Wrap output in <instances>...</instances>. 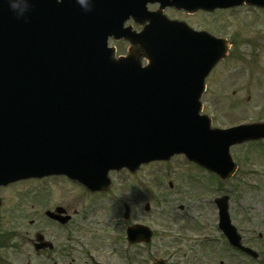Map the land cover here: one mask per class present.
I'll return each mask as SVG.
<instances>
[{
    "label": "water",
    "instance_id": "obj_1",
    "mask_svg": "<svg viewBox=\"0 0 264 264\" xmlns=\"http://www.w3.org/2000/svg\"><path fill=\"white\" fill-rule=\"evenodd\" d=\"M149 1L183 7L178 0ZM188 1L190 12L244 2L264 8V0ZM31 3L25 21L0 0V185L63 175L102 192L109 188L108 171L126 167L133 172L176 154L227 180L236 169L229 147L263 138L262 124L213 130L209 118L198 116L205 78L225 59L229 43L185 25L181 32L170 27L151 40L158 48L153 55L145 43L133 42L139 48L115 61L99 19L131 5L95 0L86 13L75 0ZM104 24L111 33L121 30L118 21ZM142 56L150 62L146 69L140 68ZM226 201L217 203L220 221L229 241L239 245ZM135 230L132 242L151 240L149 228Z\"/></svg>",
    "mask_w": 264,
    "mask_h": 264
},
{
    "label": "rangeland",
    "instance_id": "obj_2",
    "mask_svg": "<svg viewBox=\"0 0 264 264\" xmlns=\"http://www.w3.org/2000/svg\"><path fill=\"white\" fill-rule=\"evenodd\" d=\"M184 19L195 30H204L232 42L229 55L205 81L202 115L212 120L211 126L215 129L259 122L264 117V10L244 7L212 14L198 13ZM113 46L119 47L117 55L125 53L122 43ZM230 154L239 168L228 181H216L182 157L173 158L166 165L144 166L137 172L136 190L131 192V197L142 203L145 226L154 232L149 249L160 250L158 254L164 255L158 240L169 241L173 237L189 240L192 227L200 225L202 220L211 223L215 219L212 200L220 195L229 197L230 217L243 227L244 235L248 236V229V233L254 230V235L264 237V149L252 144L241 145L230 148ZM111 175L112 197L119 198L117 193L121 195L125 186L133 187L124 173ZM169 183L173 187L170 190ZM202 185L209 188L204 189ZM54 186L57 188L51 192L59 202L45 199L54 205L60 206L62 198L74 195L58 183ZM15 189L0 192L5 197L4 206L0 207V264H27L31 256L28 251L31 236L26 234L29 231L26 221L33 218L27 215L36 214L39 205L31 208L22 197L24 189L18 186ZM217 189L220 191L216 192ZM125 193L128 194L126 190ZM99 208L107 212L114 210L110 201L101 202ZM258 248L264 258L263 239Z\"/></svg>",
    "mask_w": 264,
    "mask_h": 264
},
{
    "label": "flooded vegetation",
    "instance_id": "obj_3",
    "mask_svg": "<svg viewBox=\"0 0 264 264\" xmlns=\"http://www.w3.org/2000/svg\"><path fill=\"white\" fill-rule=\"evenodd\" d=\"M149 9L152 11L155 7L150 6ZM167 11L176 15V17L168 15L169 18L179 21L188 16L182 11L176 13L173 9ZM126 25L132 26L137 32L140 30L132 20H128ZM125 45L128 47L127 43ZM123 173L129 182H133V187L124 185L123 188L129 195L124 190L121 191V195L120 192L117 193L119 198L111 195L114 185L107 193H90L81 185L64 177L26 180L0 187V192L15 189L16 186L22 187L25 191L22 197L26 199L27 205L31 208H37L39 205L36 214L29 212L27 215L33 217L26 221L29 225L26 234L31 236L28 242L31 256L27 264H156L159 260L162 264L254 263L250 256L229 245L218 225L215 204L216 218L211 223L201 219L200 225L191 228L189 240L181 237H173L169 241L158 240L164 255L158 254L160 250L149 249L151 243H131L127 240V231L131 227L145 226V210L139 200L131 197V192L136 190L138 173L134 175L127 171ZM55 183L67 189L66 192L74 194L62 198L60 206L51 202L52 200L59 202L51 192V189L57 188L54 186ZM4 201L5 197L0 194V207L4 206ZM104 201L112 203L113 212L99 208ZM231 225L235 226L241 236V244L258 252V244L264 240L263 235H254V230L248 233V229V236L244 235L243 227L233 218ZM261 257L263 256L260 255L263 264L264 258Z\"/></svg>",
    "mask_w": 264,
    "mask_h": 264
},
{
    "label": "clouds",
    "instance_id": "obj_4",
    "mask_svg": "<svg viewBox=\"0 0 264 264\" xmlns=\"http://www.w3.org/2000/svg\"><path fill=\"white\" fill-rule=\"evenodd\" d=\"M84 12H91L94 9L95 0H75ZM8 7L16 18L28 20V13L31 11L33 4L31 0H7Z\"/></svg>",
    "mask_w": 264,
    "mask_h": 264
}]
</instances>
